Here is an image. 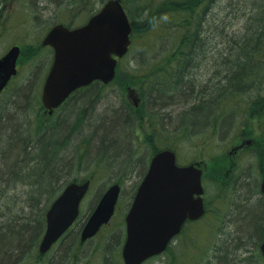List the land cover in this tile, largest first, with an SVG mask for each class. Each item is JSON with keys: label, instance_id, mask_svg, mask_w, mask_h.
Masks as SVG:
<instances>
[{"label": "trees", "instance_id": "trees-1", "mask_svg": "<svg viewBox=\"0 0 264 264\" xmlns=\"http://www.w3.org/2000/svg\"><path fill=\"white\" fill-rule=\"evenodd\" d=\"M97 1L102 4L106 0ZM83 2L89 4L90 0ZM120 2L132 27L130 52L136 45L144 52L152 46L150 55H147L150 61L145 64L148 65L146 73L141 77L136 72L132 74L134 79L140 77L139 81L142 82V78L146 77L152 83L144 88L139 85L142 89L138 86L143 97L141 110H134L126 101H123L120 110L110 108L109 105L102 106L97 94L94 95L90 90L105 87L94 83L77 92L73 96L75 101L69 112L65 115L60 113L48 126L52 116L45 115V124L37 132L34 127L31 129L30 121L19 118L24 115L26 101L22 100L20 108H16L15 101L11 103L16 108L13 110L16 113L4 115L0 119V187L6 186L2 190L6 194L18 183H23L18 177L26 175L28 178L36 169L41 178L35 174L36 187L29 200L30 213L16 215L14 223L6 224V230L0 233V264L16 263L30 245L36 258H40L36 243L44 230L45 209L64 185L78 182L79 178L72 175L73 169L86 170V157L111 156L113 162L116 159L122 167H128L127 160L132 156L128 151V132H131L132 138L135 136V112L145 114L149 133L148 141L138 142L137 145L150 146L156 139L154 153L164 148L175 149L174 142H170L167 137L171 135L166 134L172 132L173 137L176 130L183 140L194 138L200 132H213L216 128L221 130V122L227 118L230 124L233 111L238 107L246 109L249 119L257 120L259 131L264 135V86L260 82L264 81V77H259L264 70V0H247L237 8L230 6L225 0ZM222 8L230 11V16L241 23V31L237 30L236 33L231 28L225 33L224 39L214 42L208 38L209 29L214 23L211 20L214 19L212 13L215 9ZM0 12H3L1 7ZM215 18L220 22L225 19ZM71 19L62 17L59 23L73 28L75 26ZM156 52H160L162 60L156 58ZM209 55L221 59L219 63L224 67L223 72L218 77L201 83L195 73ZM164 59L168 60V64H164ZM234 76L239 79L234 80ZM121 77L127 79V82L134 81L130 76L125 77V71L122 72L119 66L116 78L119 80ZM224 87L230 88L227 91V106L222 103L225 110L215 115ZM251 94L255 95L252 96L255 97L252 107L248 99ZM167 95L170 98H166ZM200 120L214 125L205 127L206 122ZM74 121L77 122L76 125L73 124ZM131 121L133 125L130 127ZM45 135L47 137L43 140ZM161 135L165 136L164 139ZM118 153L119 156L113 155ZM66 156L68 160L64 161ZM96 161L92 165L93 173L82 179L92 178L97 172L95 167L99 168L107 160L102 157ZM249 164L255 167L252 162ZM245 169H249L248 174H242L240 180L235 177L231 183L239 200L235 202L233 199L229 206L231 210L216 208L213 197V200L206 201V214L198 221L204 222L208 213L219 217L217 211H221L224 223L227 221L228 231L223 232L222 229L218 233L212 229L202 234L192 232L197 222L187 225L163 253L165 264H252L251 257L253 264H263L258 247L264 236V195L258 191L256 180L250 174V166L247 165ZM9 180L12 186L9 185ZM27 182L30 183L31 180ZM220 190L221 187L217 191L219 194ZM44 198L47 199L45 206ZM217 198H220V204L224 202L222 195ZM40 206L44 209L38 218L36 215L32 216ZM205 236L210 240L202 242L203 238L206 239ZM252 247L255 251L247 252ZM70 249L71 247H67L64 253L65 264L69 261L67 258H70ZM248 259L251 262H247ZM57 261L53 264H57Z\"/></svg>", "mask_w": 264, "mask_h": 264}, {"label": "rangeland", "instance_id": "rangeland-1", "mask_svg": "<svg viewBox=\"0 0 264 264\" xmlns=\"http://www.w3.org/2000/svg\"><path fill=\"white\" fill-rule=\"evenodd\" d=\"M83 1L84 0H0V7L1 10H3V12H0V56H2L11 46L16 45L20 48L19 59L17 62L18 74L10 86L0 95V119L4 115L11 114L6 110L7 107L11 108V110H15L16 108H20L22 105V100H25L26 106L24 107V115H20L19 118H25L28 120V122L30 121L32 125L30 123L28 124H30L31 129L34 127V131L37 132L44 126V120L46 119L43 111L39 108V94L43 79L50 66L52 54L48 47L41 45V41L46 31L53 24H58L62 17L68 18V20L72 18L71 20L74 23L72 25L78 26L83 24L85 20L89 18V15L95 12L101 5L98 4L97 0H90V2H88L89 4H84ZM92 7L93 9H91ZM214 11L215 12L212 13L214 19L211 20H214L215 23V20L218 19L215 17H220L221 14L219 9H215ZM234 29L236 30V33H238V31L240 32L241 23L238 22V24L234 26ZM240 35H242V32ZM159 49L161 48H158V50ZM151 50L152 46L150 48L148 47V49H146L144 52L138 49L136 45L133 50L128 53L126 58L121 60L120 66L121 69L125 71V77L130 76L133 78L132 74L134 72L140 75V77L146 73V68L148 65L146 66L145 64L150 61L147 55H150L149 52H151ZM156 53V58L158 60H162L163 57L161 58V55H159L160 52ZM216 53L217 50L214 51L215 55ZM213 58L214 57L209 55L207 60L204 61L199 70L195 73V76H197V80L199 82L204 83L205 81H209L212 78L218 77L223 72L224 67L219 63L221 59ZM163 61L165 65L168 62L166 59ZM259 77L261 79L264 77V70H262L261 76ZM139 78H133L134 81H132V83L129 81L130 83L128 86H130V88L135 91L137 97H142L141 90L139 91L138 86L141 85V87L144 88L145 86L152 83H150L149 78H142V82L139 81ZM126 80L127 79L125 78L121 79L120 81L116 80L101 90L91 88L90 91L94 95L97 94L100 99L99 102L102 103V106L106 105L107 103L114 105L115 103L113 102V99H121L122 101L125 100L126 103L131 107L133 106L132 99H134L135 95L132 98L128 94V91L125 87L119 86V91L116 89L117 83L119 85V82H127ZM260 82L262 83V86H264V81L262 80ZM252 96L255 95L251 94V97L248 98L251 107L254 104L253 99L255 98H252ZM74 99L70 101L66 107L63 106L64 108L62 107L56 113H54V116L51 117L52 119H50L51 121L47 123V126L50 123H53V121L58 118L57 116H59L60 113L62 115L67 114L72 108V105L75 101ZM14 101L16 102V108L11 105V103ZM144 101L146 100L144 99ZM102 106L100 107L101 109ZM101 109L99 110L100 112ZM138 110H141V107ZM233 112L234 113L232 115V121L230 124L228 123L227 118L221 122V125L224 128H229L225 133L216 128V130L213 132H203V134L200 132L198 133V136L194 138L191 137L187 140H183L179 134L174 135V133L177 132L176 130L173 132V137L177 136L176 139H173L172 132L169 133L171 136H167L170 142H174L175 150L180 163L186 164L191 160H195L203 161L206 164V168L203 172V178L205 179L204 186L206 191L205 200L210 201L213 200L214 197L215 207H221L224 211L226 208L230 209L229 206L231 205L233 199L235 202L239 201L237 199V192L234 190V185L231 186V184H225L228 179L225 177V169H227L233 162L227 153L231 150L230 148L234 138L240 133H242V136L255 139V147L251 148V151L254 152H251V154H248V156L242 155L241 160L245 156L246 157L239 162L236 171L232 173V179L234 180L235 177H237L240 180V178L242 179L245 173L248 174L247 171L249 169H245L247 165L250 166V174L252 178H254V181L256 180V183L258 181V187L261 179L264 177V135L259 131V124L257 120L255 121L247 117L248 114L244 108H235ZM135 115L134 137L136 140L134 139V141L137 142L133 146H128V151L131 150L132 153L134 150L133 156L131 158L135 159L136 161V156L137 158H140L134 170L131 172H125L127 169L125 171H119L118 169L120 166H118L119 168L117 167L118 162H114L112 165H107L105 164V161H103L99 168L95 167L97 172L94 173L95 175L92 178L93 180L91 181L88 194L85 195V198L80 204L81 217L79 224H77V226L75 225L59 243L55 244L54 247L44 256V258L37 259L35 253L32 252V246L30 245L28 249L22 253L23 256L20 257L19 260L14 264H53L57 260V264H65L64 253L67 247H71L70 258H67L69 260L67 264H122V259L120 258V249L123 241L124 230L123 225L121 224L122 218L128 209V204L130 203L131 197L134 193L136 183L143 174L149 157L154 153L153 149L155 148L156 144L155 139V142L150 146L137 145V143H140V141L141 143L146 142L149 137V133L146 129L147 119L145 114L138 111L135 112ZM161 136L164 139L165 136ZM67 160L68 157L66 156L64 161ZM249 162H252L255 167H251ZM87 166L88 167L86 170L82 171L73 169L74 171L72 175L79 178L78 182L83 181L84 179L82 178L93 173L92 165ZM35 174L38 178L40 177V172L38 169L33 170V173H31L30 177H28L31 180L30 183L27 182L29 179L26 177V175L18 177L20 182L23 183H18L15 188L13 187V189H10L6 194H4L2 191L6 186L0 187V214L2 213L0 215V233L6 230V224L14 222L13 218L16 215L25 214L27 212L30 213L31 209L29 207V203L31 201L29 200L36 187ZM10 181L11 180H9V185L12 184ZM115 181H117L122 188L120 202L118 203V214L110 223V225L105 227L97 236L80 245L78 241L79 235L76 236V233L78 232L81 223L89 214L91 209L95 206L98 196L103 191H105L110 184L115 183ZM220 187L221 190L219 194L217 191ZM218 195L219 197L220 195L223 196L224 202L222 204H220V198H217ZM255 197L257 200L258 196L256 195ZM44 200L43 206H45V203H47V199L44 198ZM43 209L44 207L40 206L37 213H35V209V212L32 213V216L36 215L38 218V215L43 211ZM217 212L219 217L212 215L210 216L208 213L207 219L204 222H197V226L194 227L192 232H200L204 234L206 231H210L212 229L213 231L216 230L218 233L219 231H222V229L223 232H227V221L225 220L226 222L224 223L222 212ZM190 235H192L191 232ZM205 237L206 239L203 238L202 242L210 240L207 236ZM251 251H255V248L252 247ZM106 259L107 261H105ZM165 260L166 258L162 254L161 256L148 261L146 264H165ZM251 261L253 264L252 257ZM251 261L249 259L247 260V262Z\"/></svg>", "mask_w": 264, "mask_h": 264}, {"label": "water", "instance_id": "water-1", "mask_svg": "<svg viewBox=\"0 0 264 264\" xmlns=\"http://www.w3.org/2000/svg\"><path fill=\"white\" fill-rule=\"evenodd\" d=\"M130 33L131 25L119 0H107L80 27L53 26L41 42L42 46L53 49V62L41 92V101L48 113L76 89L95 80L111 81L117 64L113 56L121 58L127 53ZM19 54L20 48L13 46L0 58V92L16 75ZM128 92L133 97V92ZM134 100L137 106L135 97ZM200 175L201 171L193 165L177 166L175 154L170 150L160 151L152 158L125 218L124 264H141L162 253L186 218L196 220L203 215ZM88 186L89 182L70 183L52 202L45 214L46 228L38 247L41 254L74 222ZM260 190L264 194V179ZM118 194V185L105 192L82 229V242L108 223ZM260 251L264 259V238Z\"/></svg>", "mask_w": 264, "mask_h": 264}, {"label": "bare ground", "instance_id": "bare-ground-1", "mask_svg": "<svg viewBox=\"0 0 264 264\" xmlns=\"http://www.w3.org/2000/svg\"><path fill=\"white\" fill-rule=\"evenodd\" d=\"M230 1H232V2H230ZM230 1H226L225 0V2L228 4L229 3V5L230 6H232V7H235V8H237V7H239L240 5H242V4H244L247 0H230ZM243 7V6H242ZM241 7V8H242ZM231 8V7H230ZM220 11V14H221V16H220V18L221 19H223V17H225V19L222 21V22H220V20L219 19H217V20H215L216 22L215 23H213V26H211V28L209 29V34H208V38L210 39V40H213V41H215V40H218V39H220V38H222V39H224V36H225V33L228 31V30H230L231 28H233L234 29V26H236L237 24H238V21L236 20L235 21V19L234 18H232V16H230L231 14H230V11H228L227 9H225V8H222V9H220L219 10ZM236 37H239V36H236ZM122 72H123V70H122ZM123 77V76H122ZM122 77L119 79V81L122 79ZM235 78H234V80H238L239 78H237L236 79V76H234ZM130 82H119V85H118V83H117V87H116V89L119 91L120 90V87H125L126 89H129L130 88V86H128V84H129ZM120 86V87H119ZM224 91H223V93H222V95L220 96V98L221 99H219L220 101H219V104H218V107H217V112H215V115H217V114H219L220 112H223L224 110H225V108H224V105L225 106H227V99L229 98L228 97V94L229 93H227V91H230V88L229 87H224V89H223ZM121 92V91H120ZM122 93V92H121ZM120 93V94H121ZM160 97H162V96H160ZM159 97V98H160ZM166 98H170V97H168V95H167V97ZM73 99V98H72ZM72 99L70 100V101H72ZM231 100V99H230ZM70 101L68 102V103H70ZM123 101H125V100H123ZM123 101H121V99H113V102L115 103L114 105L112 104H106L107 106L109 105V107L110 108H116V109H121V104H124V102ZM67 103V104H68ZM222 103L224 104V105H222ZM66 104V105H67ZM66 105H65V107H66ZM26 106V105H25ZM64 108V107H63ZM123 108V107H122ZM6 110L7 111H9V113H15L13 110H11V108H9V107H7L6 108ZM158 114V113H157ZM130 116V118H132L133 119V116L132 115H129ZM134 117H135V115H134ZM33 121V120H32ZM201 121V120H200ZM195 122H197V120H195ZM201 122H206L205 123V127H210L211 125H214V124H211L210 122H208V121H205V120H202ZM32 124V123H31ZM74 125H76L77 124V122H75L74 121V123H73ZM133 125V122L131 121V123H130V127ZM220 129H221V131H223V133H225V132H227L228 131V129L229 128H224L223 126H221L220 125V127H219ZM166 135H169V133L168 134H166ZM174 135H178V133L176 132V133H174ZM46 135L44 136V139L43 140H45L46 139ZM176 137L177 136H175V137H173V139H176ZM128 138H129V140H128V144H129V146H133L134 144H136L135 143V141L133 140V138H132V134H131V132L129 131L128 132ZM134 151V150H133ZM132 151V156H133V152ZM130 152H131V150H130ZM114 156L116 155H118L119 156V153L118 154H113ZM131 156V157H132ZM105 158L107 161L105 162V164H107V165H112L114 162H113V160H112V157L110 156H99V157H86V159H87V161H88V165H94L95 163H97V161H96V159L97 158ZM136 159H137V156H136ZM115 162L117 161L116 159L114 160ZM137 162L138 161H136L135 159H133V158H129L128 160H127V164H128V167H126V168H124V167H122L121 165H120V163H118V165H117V167L118 166H120V168L118 169L119 171H125L126 169V171L125 172H131L132 171V169H134V167L137 165ZM117 163V162H116ZM124 172V173H125ZM73 182H75V181H73ZM70 183H72V182H69V183H67L66 185H64L63 187H62V189H61V191L59 192V194L62 192V190L68 185V184H70ZM28 193H29V191H28ZM58 194V195H59ZM57 195V196H58ZM56 196V197H57ZM48 207V206H47ZM47 207H46V209H47ZM46 209H45V212H46ZM45 212H44V215H45ZM2 214V213H1ZM0 214V215H1ZM12 223H14V222H12ZM42 235V234H41ZM41 235H40V237H41ZM76 236H78V234L76 233ZM39 240H40V238H39ZM39 240H38V242L36 243V247H37V245H38V243H39ZM249 251H251V249H249L247 252H249ZM105 261H107V259L105 260Z\"/></svg>", "mask_w": 264, "mask_h": 264}, {"label": "flooded vegetation", "instance_id": "flooded-vegetation-1", "mask_svg": "<svg viewBox=\"0 0 264 264\" xmlns=\"http://www.w3.org/2000/svg\"><path fill=\"white\" fill-rule=\"evenodd\" d=\"M242 133H240L237 137L234 138L233 140V145L238 143L237 145L235 146H231V150L227 153L228 156H230V159L233 161L232 164L227 168L225 169V177H227V181L225 184H231L234 180L232 179V173L234 171H236L237 167H238V164L240 161H242L246 156H248V154H251V152H254V151H251V148L254 144H252L251 146H245V145H248L250 143H253L255 141V139L253 138H248V137H245V136H242L241 135ZM247 139H250V140H247ZM240 147V148H239ZM250 148V149H249ZM250 150V151H249ZM250 152V153H249ZM242 155H246L242 160H241V156ZM195 163V162H193ZM146 170H144L143 172V175L142 177L144 176V174L146 173ZM141 177L139 178L138 180V183L141 181ZM232 179V180H230ZM228 182V183H227ZM204 183H205V179H202V185H203V188H204ZM232 186V185H231ZM204 195H203V202H205V195H206V191L204 190ZM263 195V194H262ZM118 214V209L115 210L114 212V216L112 217L110 223L115 219L114 217ZM200 220V219H199ZM197 220V221H199ZM196 221H189L187 220L183 225V228H182V231L185 230V227L191 223H194ZM181 231V233H182Z\"/></svg>", "mask_w": 264, "mask_h": 264}]
</instances>
